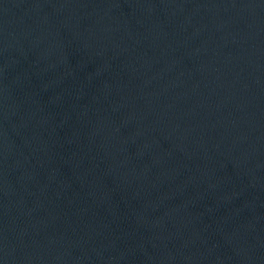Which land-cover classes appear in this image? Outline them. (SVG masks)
I'll return each instance as SVG.
<instances>
[{"label": "water", "instance_id": "95a60500", "mask_svg": "<svg viewBox=\"0 0 264 264\" xmlns=\"http://www.w3.org/2000/svg\"><path fill=\"white\" fill-rule=\"evenodd\" d=\"M0 264H264V0H0Z\"/></svg>", "mask_w": 264, "mask_h": 264}]
</instances>
